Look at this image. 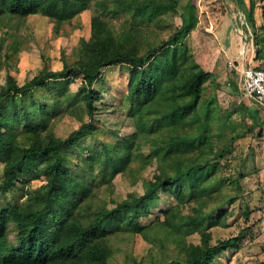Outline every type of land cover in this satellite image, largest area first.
I'll return each instance as SVG.
<instances>
[{
    "label": "rangeland",
    "instance_id": "rangeland-1",
    "mask_svg": "<svg viewBox=\"0 0 264 264\" xmlns=\"http://www.w3.org/2000/svg\"><path fill=\"white\" fill-rule=\"evenodd\" d=\"M243 1L242 6L230 0H195L197 24L184 39L185 52L188 63L193 61L203 71L211 73L202 85L197 110L184 118L182 126L176 127L167 122H156V117L151 116L153 131L138 135L139 148L135 145L129 165L112 178L108 175L110 169L101 172L99 161L112 159L102 152V143H112L116 137L134 131L131 119L126 116L129 104L125 98V65L102 70V76L94 84L102 100L97 103V111L92 116L86 113L78 92L80 77L50 82L49 90L41 89L23 99L31 121L39 126L43 135L52 132L63 138L81 124L92 123L94 134L81 139L72 149L70 156L78 164L71 162L69 168L90 185L91 204L95 206L111 208L126 197L141 195L156 173L161 170L173 173L172 166L179 160L185 161L184 164L208 162L205 170L184 181V196L180 202L165 193L151 203L150 212L157 214V220L164 215L161 210L171 209L174 229L158 224L141 234L128 229L114 233L108 238L112 249L111 264H153L184 259L185 248L201 242V230H207L211 234L210 243L215 244L244 229L248 232L243 235L238 248L225 250L212 264H264V110L245 95L239 87L238 73L227 67L228 60L235 62L238 69L246 63L264 67V2L253 0L251 24L243 8L250 9L252 1ZM106 2L110 4V0ZM187 2L189 0H179V12ZM94 15L106 20L115 33L139 30L135 39L140 53L146 50L141 35H146L153 45L167 38L181 24L180 16H174L170 11L158 12L149 18L148 14L136 11L112 15L94 6L57 30L52 20L39 13L26 17L2 14L0 39H4L5 48L1 53H6L7 58L0 70V86L8 75L23 84L43 68L59 70L65 63L76 61L90 37V20ZM247 48L249 53L244 51L243 58L242 51ZM228 82L231 84L227 85ZM206 112L210 119L205 143L188 150L184 147L183 153H166V149L157 154L151 151L155 144L153 137L164 145L171 133H196ZM14 115V128L22 129L21 110ZM218 149L226 150L221 157L214 156L213 151ZM87 153L92 155L91 159H87ZM163 155L165 163L159 159ZM2 167L0 161V177ZM44 182V175L27 174L24 182L0 196V202L2 205H22L30 194L43 187ZM195 214L202 217L201 224L195 227L182 225L181 218ZM148 221V218H142L143 223ZM14 235L11 229V241Z\"/></svg>",
    "mask_w": 264,
    "mask_h": 264
},
{
    "label": "trees",
    "instance_id": "trees-1",
    "mask_svg": "<svg viewBox=\"0 0 264 264\" xmlns=\"http://www.w3.org/2000/svg\"><path fill=\"white\" fill-rule=\"evenodd\" d=\"M230 1L244 5L243 0ZM251 1V8H243V11L252 24L254 2ZM194 4L195 0H189L179 12V0H110V4L106 0H0V15L26 17L39 13L52 20L56 30L92 6L112 15L136 11L148 14L149 18L158 12L170 11L181 19L179 27L156 44H150L148 37L141 35L146 50L140 53L135 39L139 30L115 33L106 20L94 15L90 20V37L72 64L65 63L59 70L43 68L23 84L17 83L10 75L6 77L0 86V161L3 165L0 196L24 182L27 174L33 177L44 175L45 182L22 205H2L0 202V264H111L112 249L108 238L114 233L128 229L141 234L158 224L174 229L171 223L175 218L171 209L161 210L163 220H157V214L150 212L151 203L165 193L180 202L184 196V181L205 170L208 162L184 164L185 161L179 160L172 166L173 173L163 170L156 173L141 195L126 197L111 208L95 206L91 204L90 185L69 168L71 162L78 164L70 156L72 149L80 144L81 139L94 134L92 123L81 124L63 138L52 132L43 135L39 126L31 121L23 99L41 89L49 90L50 82L80 77L78 92L86 113L92 116L97 111V103L102 100L100 91L94 88L102 70L125 65V98L129 104L126 116L131 119L134 131L116 137L112 143L103 142L102 152L112 159L99 161L101 172L110 169V178L122 173L132 160L135 145L139 148L138 135L153 131L151 116L156 117V122H167L176 127L182 126L184 118L197 110L202 85L211 73L203 71L193 61L188 63L185 52L184 39L197 24ZM3 42L4 39H0V70L7 58L6 53H1L5 48ZM19 110L24 125L22 129H15L14 113L18 114ZM207 112L203 113L204 119L196 133H171L164 145L153 137L155 144L151 151L157 154L166 149V153H183L184 147L188 150L205 143L210 119ZM225 151L218 149L213 153L221 157ZM87 154V159H91L92 155ZM163 158L164 155L159 159L165 163ZM143 217L149 219L148 223L142 222ZM201 220L202 217L195 214L181 218L180 222L195 227L201 224ZM11 229L15 233L12 241L9 238ZM246 230L217 240L215 244L210 243L211 234L201 230V242L187 246L184 259L153 264H212L214 258L225 250L238 248L243 235L248 232Z\"/></svg>",
    "mask_w": 264,
    "mask_h": 264
},
{
    "label": "built area",
    "instance_id": "built-area-1",
    "mask_svg": "<svg viewBox=\"0 0 264 264\" xmlns=\"http://www.w3.org/2000/svg\"><path fill=\"white\" fill-rule=\"evenodd\" d=\"M242 48L244 49L246 46L242 45ZM244 51L249 53V48L242 51L243 58ZM227 67L238 73L239 87L245 92V95L264 109V67L251 66L246 63L238 69L232 60L227 61ZM227 85H230V82Z\"/></svg>",
    "mask_w": 264,
    "mask_h": 264
}]
</instances>
